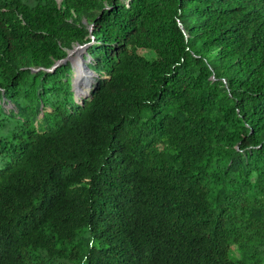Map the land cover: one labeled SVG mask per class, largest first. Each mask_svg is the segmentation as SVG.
<instances>
[{
	"label": "trees",
	"instance_id": "16d2710c",
	"mask_svg": "<svg viewBox=\"0 0 264 264\" xmlns=\"http://www.w3.org/2000/svg\"><path fill=\"white\" fill-rule=\"evenodd\" d=\"M0 264H264V0H0Z\"/></svg>",
	"mask_w": 264,
	"mask_h": 264
},
{
	"label": "bare ground",
	"instance_id": "6f19581e",
	"mask_svg": "<svg viewBox=\"0 0 264 264\" xmlns=\"http://www.w3.org/2000/svg\"><path fill=\"white\" fill-rule=\"evenodd\" d=\"M74 53H78L77 50ZM75 56L78 58L77 55ZM72 60H73L72 83L74 81V86L76 88V95L82 97L81 94H85L86 96L89 97L90 91L92 87L97 83V81L96 79H93L90 73H88L83 69L82 65L79 62H77L76 59H72Z\"/></svg>",
	"mask_w": 264,
	"mask_h": 264
},
{
	"label": "water",
	"instance_id": "95a60500",
	"mask_svg": "<svg viewBox=\"0 0 264 264\" xmlns=\"http://www.w3.org/2000/svg\"><path fill=\"white\" fill-rule=\"evenodd\" d=\"M58 1H60V0H58ZM86 47H87V44L75 45L73 48H71L70 50H68L66 56L61 61H57L52 66V68H50V70H52L53 68H55L56 66H58L60 64V62H62V61L65 62L67 60L70 61L71 66L73 68V62H72V59H71L72 54L74 53L75 50H79L80 51V49H83V51H85L86 57H84V55L78 53V58L76 57V60H77V62H79L82 65L83 69L85 71H87L88 73H90V75H92L93 79H95V77L97 76V74L92 69H90L87 66V62L89 61V55H88V53L86 51Z\"/></svg>",
	"mask_w": 264,
	"mask_h": 264
},
{
	"label": "rangeland",
	"instance_id": "374dc122",
	"mask_svg": "<svg viewBox=\"0 0 264 264\" xmlns=\"http://www.w3.org/2000/svg\"><path fill=\"white\" fill-rule=\"evenodd\" d=\"M75 51H76V50H75ZM75 51H74V52H75ZM77 52H78L79 54L85 55V51H83V49H80V51L77 50ZM78 53H74V54H72L71 59H76V56H75V55L78 56ZM89 61H90V59H89ZM72 62H73V60H72ZM68 76L70 77V79H71V81H72L73 68H72L71 71L69 72ZM71 83H72V82H71ZM72 88H73V85H72ZM74 88H75V86H74ZM73 91H74V90H73ZM75 91H76V88H75ZM75 91H74V98H75L77 101H81L80 99H83V98L88 97V96H86L85 94H81L82 97L77 96ZM76 96H77V97H76ZM5 108H6V109H8V108H12V105L7 104V105H5Z\"/></svg>",
	"mask_w": 264,
	"mask_h": 264
}]
</instances>
